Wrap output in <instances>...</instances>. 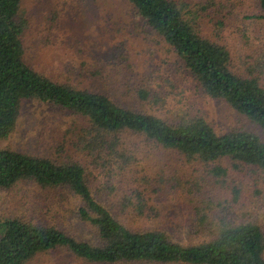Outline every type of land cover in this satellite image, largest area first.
Returning a JSON list of instances; mask_svg holds the SVG:
<instances>
[{
  "label": "rangeland",
  "instance_id": "374dc122",
  "mask_svg": "<svg viewBox=\"0 0 264 264\" xmlns=\"http://www.w3.org/2000/svg\"><path fill=\"white\" fill-rule=\"evenodd\" d=\"M172 1L194 32L227 48L234 74L255 76L264 86V22L247 18L261 14L257 0ZM135 14L127 0H21L25 62L55 82L106 95L128 110L168 122L184 114L202 116L218 135L245 131L264 142L262 129L206 96L173 50ZM139 89L150 92L147 100L137 99ZM89 130L67 111L26 101L0 150L79 163L95 198L136 231H163L181 244L199 241L191 214L197 206L231 221H255L264 230V175L255 168L221 160L217 164L226 174L215 177L210 166L131 135L124 136L121 158L120 152H100ZM186 179L197 185L195 194L184 195ZM80 205L67 189L22 181L0 189V224L19 219L98 244L96 230L78 216ZM138 205L145 207V218L127 213ZM27 264L87 263L56 249Z\"/></svg>",
  "mask_w": 264,
  "mask_h": 264
},
{
  "label": "trees",
  "instance_id": "16d2710c",
  "mask_svg": "<svg viewBox=\"0 0 264 264\" xmlns=\"http://www.w3.org/2000/svg\"><path fill=\"white\" fill-rule=\"evenodd\" d=\"M20 2L0 0V140L15 130L22 104L37 101L85 121L102 153L120 152L123 158L124 136H139L187 160L210 166L215 177L226 174L225 168L217 164L221 160H228L233 168L253 167L264 175V142L255 134L232 131L218 135L202 116L196 115H179L168 122L150 113L123 108L106 95L55 82L34 70L23 56ZM127 2L173 50L206 96L223 101L264 131V86L255 76L242 77L230 70L226 47L194 32L172 0ZM257 4L261 14L247 18L264 22V0H257ZM149 94L145 89L136 93L141 101ZM129 149L126 151H132ZM22 181L42 189H67L79 199L78 216L96 230L99 242L78 241L55 227L10 219L0 224V264H27L56 249H65L87 264H264V230L255 221H231V217H216L215 212L207 213L204 206H197L191 214L201 239L181 244L163 231H136L120 222L92 194L79 163L0 150V189ZM192 185L197 186L185 180L184 195L195 194ZM238 194L235 190L233 202ZM127 213L137 219L146 217L142 205Z\"/></svg>",
  "mask_w": 264,
  "mask_h": 264
}]
</instances>
